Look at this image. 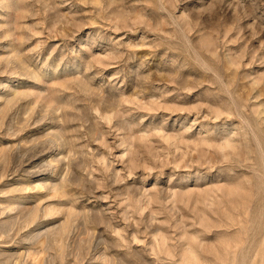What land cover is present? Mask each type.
<instances>
[{
    "label": "rangeland",
    "instance_id": "rangeland-1",
    "mask_svg": "<svg viewBox=\"0 0 264 264\" xmlns=\"http://www.w3.org/2000/svg\"><path fill=\"white\" fill-rule=\"evenodd\" d=\"M0 264H264V0H0Z\"/></svg>",
    "mask_w": 264,
    "mask_h": 264
}]
</instances>
